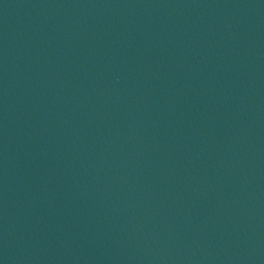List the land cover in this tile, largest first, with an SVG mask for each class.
Returning a JSON list of instances; mask_svg holds the SVG:
<instances>
[{
	"label": "water",
	"instance_id": "obj_1",
	"mask_svg": "<svg viewBox=\"0 0 264 264\" xmlns=\"http://www.w3.org/2000/svg\"><path fill=\"white\" fill-rule=\"evenodd\" d=\"M0 264H264V6L0 0Z\"/></svg>",
	"mask_w": 264,
	"mask_h": 264
}]
</instances>
